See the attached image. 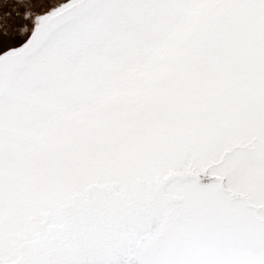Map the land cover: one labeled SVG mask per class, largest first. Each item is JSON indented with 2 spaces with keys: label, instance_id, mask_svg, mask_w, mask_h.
Returning a JSON list of instances; mask_svg holds the SVG:
<instances>
[{
  "label": "snow or ice",
  "instance_id": "6c2138e0",
  "mask_svg": "<svg viewBox=\"0 0 264 264\" xmlns=\"http://www.w3.org/2000/svg\"><path fill=\"white\" fill-rule=\"evenodd\" d=\"M0 264H264V0H0Z\"/></svg>",
  "mask_w": 264,
  "mask_h": 264
}]
</instances>
